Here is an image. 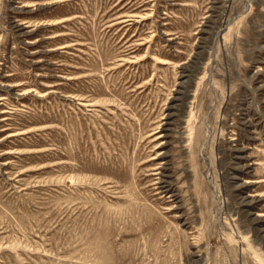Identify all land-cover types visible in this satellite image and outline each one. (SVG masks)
<instances>
[{
	"label": "rangeland",
	"instance_id": "1",
	"mask_svg": "<svg viewBox=\"0 0 264 264\" xmlns=\"http://www.w3.org/2000/svg\"><path fill=\"white\" fill-rule=\"evenodd\" d=\"M0 264H264V0H0Z\"/></svg>",
	"mask_w": 264,
	"mask_h": 264
}]
</instances>
